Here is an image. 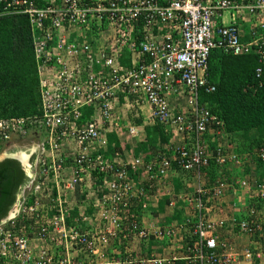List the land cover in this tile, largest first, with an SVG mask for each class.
Instances as JSON below:
<instances>
[{
    "label": "built area",
    "instance_id": "1",
    "mask_svg": "<svg viewBox=\"0 0 264 264\" xmlns=\"http://www.w3.org/2000/svg\"><path fill=\"white\" fill-rule=\"evenodd\" d=\"M3 2L6 12L28 18L39 113L0 119V146L13 139L33 143L30 154L21 151L27 156L29 181L16 199L13 215L0 222V264H176L175 256H131L129 245L149 235L174 241L181 231L188 235L183 257L187 264L251 263L255 252L220 241L215 232L224 221L207 216V208L217 205L230 186L228 178L220 176L206 184L203 176L211 160L218 168L241 166L253 158L264 163V144L241 155L223 149L218 137L224 123L199 101V94L215 89L207 76L212 49L232 55L253 52L259 62L255 77H260L264 0ZM244 16L250 19L248 42L241 41ZM125 49L130 67L119 63ZM118 93L136 104L144 101L150 119L172 131L181 144L148 160L124 161L119 152L107 157L100 153L107 147L106 129L117 127L113 108ZM170 97L182 99L184 106L172 109ZM86 106L92 117L79 122ZM129 134L136 135L135 128H129ZM206 136L216 143L215 149H209ZM173 168L195 177L189 196L166 191L169 207L177 200L189 204L188 216L166 228L142 224L145 199L165 184ZM129 172L138 173L139 186ZM239 185L251 198L264 202V182L244 178ZM81 186L97 194L94 211L88 214L85 207L79 208L78 217L68 224L66 213ZM246 207L245 217L235 223L238 234L264 242L261 212L255 203ZM121 238L127 256L103 261L100 247ZM80 252L96 260L83 262L77 258Z\"/></svg>",
    "mask_w": 264,
    "mask_h": 264
},
{
    "label": "trees",
    "instance_id": "2",
    "mask_svg": "<svg viewBox=\"0 0 264 264\" xmlns=\"http://www.w3.org/2000/svg\"><path fill=\"white\" fill-rule=\"evenodd\" d=\"M34 1L42 5L46 0ZM165 1L159 0L162 4ZM4 7L5 2L2 0L0 119L35 115L39 113L38 76L28 18L24 14L8 13ZM119 63L129 66L128 56H120ZM258 66V58L253 52L232 55L224 53L221 49H212L208 56L207 76L215 89L211 93L199 94V101L205 103L207 108L223 121V131L232 136L240 134V138H243L242 141H236L239 152L253 153L264 144V66L261 67L260 77L256 78L255 70ZM95 68L97 70L98 66ZM91 117L92 109L86 106L82 109L79 122L89 120ZM106 138L107 147L105 151L100 149L99 152L105 157L115 152L120 153L122 141L118 140L116 133L111 131ZM170 138V133L156 124L155 127L146 130V136L142 141L134 145L129 153V159L140 157L148 160L157 152L168 153ZM252 160L258 163L257 166H264V163L257 159ZM208 168L211 174L217 167L211 160ZM129 175L135 182V187L139 186L138 173L129 172ZM28 181L26 172L17 160L5 158L0 161V222L6 218ZM168 202L169 200L167 204ZM85 211L89 213L91 209L85 207ZM78 214L79 207L73 205L66 213L67 223H72ZM262 245L264 246V242Z\"/></svg>",
    "mask_w": 264,
    "mask_h": 264
},
{
    "label": "crops",
    "instance_id": "3",
    "mask_svg": "<svg viewBox=\"0 0 264 264\" xmlns=\"http://www.w3.org/2000/svg\"><path fill=\"white\" fill-rule=\"evenodd\" d=\"M249 22L250 19L247 16H244L240 21V34L242 42H248L250 40ZM91 36L89 35L90 38ZM124 55L128 56L129 66H122L130 67L132 62L128 50L125 49L122 52L121 56L123 57ZM132 101V98L129 97L128 99H125L120 93L116 95L113 108V122L117 123V127L106 129V135L113 131L116 133L118 140L123 142H121L122 146L120 149V154L124 161L129 160V153L134 148V145L145 138L146 130L156 126V124L149 117V106L144 101H140L137 104ZM169 101L172 109L174 110H178L184 106V101L182 99H174L170 97ZM129 128H135L136 135L129 134ZM163 129L170 133V146L181 144V139L174 135L172 131L165 127H163ZM210 139L212 140V138L209 136L205 137V141L207 142L209 149L216 148V143H211ZM242 139L243 138H240V134L232 136L225 133L223 130L221 135L218 137L219 145L223 147V149L246 154V152H239L237 149L238 144L236 141L239 142L242 141ZM257 165L258 163H256V161L249 159L248 161L243 162L241 166L227 164L221 168H216L215 172L211 174H209L208 168L205 170L203 176L204 182L206 184L214 182L218 176L227 177L230 182V186L226 190L219 203L212 207H210V204L207 205V207H210L207 208L209 210L207 216L212 221H224L223 226L216 229L215 232L220 241H227L228 243L231 242L230 244L233 245L237 250L247 246L255 252L256 256H254L251 263L241 261L238 264H264V246L260 244V241H258L255 237H245L239 235L235 226V223L245 217L247 211L246 205L248 203H255L258 210L264 213V202L255 198H251L249 192H247L245 189H242L239 185L242 179L248 177L257 181L263 179L262 182H264V178H261L264 176V166ZM186 174L191 176H189L191 180H195L193 173L183 172L174 168L169 171L165 184L162 187L157 188L154 192H152V195L145 199L147 202V208L143 211H140V219L142 224L146 226L152 225H147V221H149L151 217L157 220L156 226L161 228L180 224L184 221L185 217H187L189 213V204L185 203L184 200H177L174 207H169L167 204L169 197L166 191L173 190V192L178 195V197L181 195H191L195 185L192 183H187L190 181H187L184 178ZM213 176H215V178ZM186 238H188L187 232L181 231L180 235H178V238H176L174 241H169L167 239H156V241L152 243V241L145 240L147 242L145 251L142 250L141 247H138L136 250H138L140 253H144L147 257L149 255L167 256L169 253L172 256H176V254L179 253L178 249L181 250L183 247L182 244L178 245V242H184ZM129 246L131 256L137 257L136 254L133 253V250L135 249L131 245ZM110 252L113 256L120 254V251L116 248H110ZM183 257L184 256L179 257V260H183Z\"/></svg>",
    "mask_w": 264,
    "mask_h": 264
},
{
    "label": "rangeland",
    "instance_id": "4",
    "mask_svg": "<svg viewBox=\"0 0 264 264\" xmlns=\"http://www.w3.org/2000/svg\"><path fill=\"white\" fill-rule=\"evenodd\" d=\"M223 140H224V137H223ZM32 144H33L32 143V140H29V139H27L26 141H23V142L22 141H19V139L18 140H14L13 139L9 144H7L5 146H3V145L0 146V160L5 159L6 157H10L11 155H14V153H18L19 151H23V152H25L27 154H30L32 152V150H29V149H33ZM237 154L241 155V153H237ZM246 154H248V153L246 152ZM24 166H26V165H24ZM25 171H26L27 174H30V171L28 170L27 167H25ZM189 176H190L189 174L188 175L186 174V176L184 177L187 181H190V182H187V183L188 184H191L192 183V184L195 185V180H193V179L191 180V178H189ZM218 177H216V178H218ZM248 178L250 179V177H248ZM25 193H28V196H30V193L28 192V190H25ZM19 196H17V197H19ZM72 198L74 200L71 201V203H70V206L71 207H73V205H76L79 208L86 207V209H91V212H89V213L86 212L88 214H91L94 211V206L96 205V202L95 201L97 199V194L95 193L94 190H92V189L88 190L86 187H83V186L78 187L76 189L75 196L72 197ZM14 209H16V208H14ZM14 209H12L11 211H13ZM261 214H262V218L264 220V213L261 212ZM147 222H148L147 225L148 224L157 225V220L155 218H152V217ZM32 236L33 235L30 234V231H29L28 232V237L29 238H32ZM255 238L258 241H260V244H263V241L262 240H260L258 237H255ZM147 240L152 241V243L156 241V239L152 235H149V237H148ZM187 240H188V238H186L184 242H178V245H181L182 244L183 247H182L181 250L178 249L179 253H177L175 257L179 258L181 256H185L186 255L185 246H186ZM146 241L145 240L135 239V240H133L131 242V246L135 249V250H133L134 251L133 253L136 254V256H137L136 258H144V257H147V256H145L144 253H140L138 250H136V249H138V247L139 248L141 247V249L145 251V249H146L145 246H146V243H147ZM110 248H116V249H118L120 251V254L119 255L122 256V257L120 256L121 258L127 256V254H128L126 252L127 250L125 249V244H124V241H123L122 238H121L120 241H115V242L112 241V240H110L109 244L106 247H103V248L100 247V251L103 252V258H104L103 261H106V260L110 259L113 256L112 253L110 252ZM77 255H78L77 258L80 259L83 262H85V261H88L89 262V261L96 260V258L94 256L90 255V254L87 255L85 253L80 252ZM167 257H172V255H170V253H169V255H167ZM185 263L187 264V261L178 260L176 262V264H185Z\"/></svg>",
    "mask_w": 264,
    "mask_h": 264
},
{
    "label": "bare ground",
    "instance_id": "5",
    "mask_svg": "<svg viewBox=\"0 0 264 264\" xmlns=\"http://www.w3.org/2000/svg\"><path fill=\"white\" fill-rule=\"evenodd\" d=\"M12 156V155H11ZM14 157H16L21 163H23L24 165L26 164L27 161V156L25 153L19 151L18 153L14 154ZM13 215V213H11V216Z\"/></svg>",
    "mask_w": 264,
    "mask_h": 264
},
{
    "label": "clouds",
    "instance_id": "6",
    "mask_svg": "<svg viewBox=\"0 0 264 264\" xmlns=\"http://www.w3.org/2000/svg\"><path fill=\"white\" fill-rule=\"evenodd\" d=\"M214 149H215V148H214ZM6 158H8V157H6ZM3 160H4V159H3ZM15 160H16V159H15ZM1 161H2V160H1ZM17 161H18V160H17ZM18 162H19V161H18ZM19 163L21 164L22 168H23V169H24V171H25V167H26V166H24V164H23V163H21V162H19ZM26 163H27V161H26ZM25 165H26V164H25ZM217 168H218V167H217ZM25 172H26V171H25ZM26 174H27V173H26ZM15 203H16V202H15ZM14 205H15V204H14ZM14 205H13V206H14ZM12 209H13V207L11 208V210H12ZM11 210H10L8 213H10V212H11ZM7 217H9V216H7ZM7 217H6V218H7ZM6 218H5V219H6ZM3 220H4V219H3Z\"/></svg>",
    "mask_w": 264,
    "mask_h": 264
},
{
    "label": "water",
    "instance_id": "7",
    "mask_svg": "<svg viewBox=\"0 0 264 264\" xmlns=\"http://www.w3.org/2000/svg\"><path fill=\"white\" fill-rule=\"evenodd\" d=\"M8 158L15 159L14 157H11V156L8 157ZM16 160H17V159H16ZM18 161H19V160H18ZM19 162H20V161H19ZM10 213H11V212H10ZM10 213H8L7 216H10ZM7 216H6V217H7Z\"/></svg>",
    "mask_w": 264,
    "mask_h": 264
},
{
    "label": "flooded vegetation",
    "instance_id": "8",
    "mask_svg": "<svg viewBox=\"0 0 264 264\" xmlns=\"http://www.w3.org/2000/svg\"><path fill=\"white\" fill-rule=\"evenodd\" d=\"M16 154V153H14ZM11 157H14V155H12ZM15 159H17L16 157H14ZM18 160V159H17ZM1 161V160H0ZM11 213H13V211H11ZM11 213H10V217H11Z\"/></svg>",
    "mask_w": 264,
    "mask_h": 264
}]
</instances>
